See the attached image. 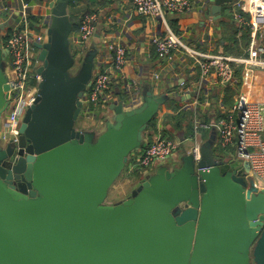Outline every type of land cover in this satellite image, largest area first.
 Returning a JSON list of instances; mask_svg holds the SVG:
<instances>
[{"label":"water","instance_id":"obj_1","mask_svg":"<svg viewBox=\"0 0 264 264\" xmlns=\"http://www.w3.org/2000/svg\"><path fill=\"white\" fill-rule=\"evenodd\" d=\"M237 1L204 0L205 16L218 21ZM66 6L49 2L45 40L33 43L41 80L19 151L0 142V264H264V188L248 162L216 158L210 142L197 163L184 154L128 199L104 204L164 98L132 83L107 105L111 121L99 135L76 129L97 61L92 51L71 54ZM8 29L0 23V124Z\"/></svg>","mask_w":264,"mask_h":264},{"label":"crops","instance_id":"obj_2","mask_svg":"<svg viewBox=\"0 0 264 264\" xmlns=\"http://www.w3.org/2000/svg\"><path fill=\"white\" fill-rule=\"evenodd\" d=\"M50 1L57 0L28 2L27 20L28 18L38 20L35 23L28 21L33 36L38 34L45 39L44 20L49 16ZM23 2L26 1L0 0V23L9 22V29L3 39L18 25L20 6ZM70 2L71 0H67L66 13L73 25L69 36L71 54L76 50L74 57L79 58L88 51L95 52L97 67L94 75L107 73L110 77V88L102 106L91 104L90 109V104L87 103L88 91L84 93V107L79 117L82 125L79 131L99 135L105 129V122L111 121L112 115L107 105L112 101L116 103L126 87L129 88L132 83H140L143 88L151 89L155 96L164 98L151 120L152 122L155 119L154 126L148 127L143 134L142 145L153 142L157 135L175 141L176 150L166 163L173 166L180 162L185 152L190 150L195 142L201 144L210 142L216 158L233 159L234 152L219 147L217 134L208 128V125L228 111L241 94H247L246 97L251 102L260 100L264 71L254 72V81L247 90L242 84L240 65H234V80L230 84L221 85L215 75H212L204 82L202 88H199L200 72L184 53L174 52L171 61H161L157 58L151 45V38L166 36V28L160 19L138 15L131 0H79L74 6ZM241 2L242 0L224 7L221 19L213 21L210 16H205L204 0H192L190 11L184 15L166 13V24L186 46L197 51L211 55L246 57L250 30L246 24L247 3L244 1L240 9L237 3ZM236 13L243 15L242 21L235 19ZM89 14L96 16L94 32L87 40L81 41L79 27L75 24L79 23L84 15ZM116 44H121L126 49L125 64L120 71L113 70V54L109 50L110 45ZM8 61L9 56L6 58V66ZM236 71L240 72L235 75ZM117 91L119 94H116ZM188 114L190 118L185 117ZM262 140L264 141V137ZM162 165L152 166V171ZM136 175L125 176L127 180H134L137 184L121 201L128 199L131 192L146 177L139 172Z\"/></svg>","mask_w":264,"mask_h":264},{"label":"built area","instance_id":"obj_3","mask_svg":"<svg viewBox=\"0 0 264 264\" xmlns=\"http://www.w3.org/2000/svg\"><path fill=\"white\" fill-rule=\"evenodd\" d=\"M21 4L18 25L7 34L4 47L8 50L9 61L6 66V77L9 86L7 100V116L0 124L1 144H12L19 151V128L26 110L38 96L40 76L36 73L37 62L32 58L33 43H42V35H35L28 25V2ZM136 13L151 19H160L166 28V36H153L151 45L157 58L161 61H171L174 52L184 53L198 68L199 88L204 82L215 75L221 85L230 84L234 80L232 65L242 66V84L247 90L254 81L256 70L264 71V0L246 1L250 30V41L246 57H232L202 53L186 46L181 39L171 32L166 24V13L182 16L190 11L192 0H131ZM237 3L242 8L244 3ZM235 19L242 21L243 15L236 13ZM96 16L84 15L81 18L78 33L80 40H87L94 32ZM112 51V68L120 71L125 64L126 49L121 44L110 45ZM110 88V77L107 73L93 74L87 103L93 106L103 105L104 98ZM183 93V91L181 92ZM247 93V92H246ZM198 94V93H197ZM196 94V95H197ZM241 94L236 103L220 118L212 121L208 128L215 131L218 145L222 150L233 151V159L250 164V175L259 188H264V85L261 87L260 100L251 102ZM198 124L197 121H195ZM195 142V139H193ZM200 142H195L187 154L193 161L200 158ZM177 147L175 141L157 135L153 142L144 143L138 151L136 162L130 171H137L143 176L150 175L152 166L166 164ZM19 158L17 154L14 161Z\"/></svg>","mask_w":264,"mask_h":264},{"label":"rangeland","instance_id":"obj_4","mask_svg":"<svg viewBox=\"0 0 264 264\" xmlns=\"http://www.w3.org/2000/svg\"><path fill=\"white\" fill-rule=\"evenodd\" d=\"M7 112L8 111L6 109L5 112L3 113L4 117L7 116ZM81 125H82V123L79 119V121L77 122V125H76V129L80 130ZM188 151H189V149H188ZM188 151H186L185 154H187ZM228 159H230V158H227L226 160H228ZM128 174H129V172L125 166L124 169L122 170L121 174L119 175V177L116 179V181L114 182V184L110 188L108 195H107L106 199L104 200L105 205H112L114 203H117V202L123 200L122 198H124L131 191L133 186L135 184H137L136 181H134V180L129 181L125 178V176H129Z\"/></svg>","mask_w":264,"mask_h":264},{"label":"trees","instance_id":"obj_5","mask_svg":"<svg viewBox=\"0 0 264 264\" xmlns=\"http://www.w3.org/2000/svg\"><path fill=\"white\" fill-rule=\"evenodd\" d=\"M79 0H71V5L72 6H74L77 2H78ZM29 20V22L30 23H35V22H37L38 20H36V19H34V18H28ZM80 21H81V19L79 20V23H76L75 25H76V27H79L80 26ZM5 42H6V38H4L3 39V45H5ZM75 54H76V50L75 51H73L72 52V55L73 56H75ZM233 66V68H234V65H232ZM239 70H242V67H239ZM240 71H236V73H235V75H237L238 73H239ZM88 91V93H89V91H90V89H88L87 90ZM89 104V103H88ZM102 106V105H101ZM90 109L92 108V106H91V104H90V107H89ZM182 113V112H181ZM180 114V113H179ZM185 114V113H184ZM183 114V115H184ZM186 116H189V118H190V115L188 114V115H185V117ZM222 116V115H221ZM221 116H219L218 118H220ZM217 118V119H218ZM154 124H155V119L148 125V127H151V126H154ZM165 135V134H164ZM162 137H164V136H162ZM146 139H144V141H145ZM143 146V145H142ZM137 154H138V151H134V152H132L131 154H130V156L128 157V160H127V163H126V168H127V170L129 169V167L130 166H132L135 162H136V156H137ZM129 171V170H128ZM131 173V174H130ZM130 175L129 176H132L133 174L135 175V177L137 176L136 174H138V172H136V171H133L132 170V172L130 171Z\"/></svg>","mask_w":264,"mask_h":264},{"label":"flooded vegetation","instance_id":"obj_6","mask_svg":"<svg viewBox=\"0 0 264 264\" xmlns=\"http://www.w3.org/2000/svg\"><path fill=\"white\" fill-rule=\"evenodd\" d=\"M5 117L2 115L1 117V121L4 119ZM8 164L10 163V161L7 162Z\"/></svg>","mask_w":264,"mask_h":264}]
</instances>
